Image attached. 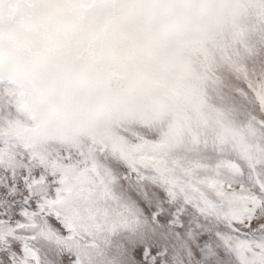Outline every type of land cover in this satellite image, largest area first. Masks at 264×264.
<instances>
[{"label": "snow or ice", "instance_id": "1", "mask_svg": "<svg viewBox=\"0 0 264 264\" xmlns=\"http://www.w3.org/2000/svg\"><path fill=\"white\" fill-rule=\"evenodd\" d=\"M0 264H264V0H0Z\"/></svg>", "mask_w": 264, "mask_h": 264}]
</instances>
